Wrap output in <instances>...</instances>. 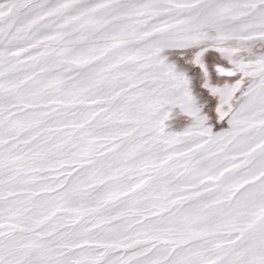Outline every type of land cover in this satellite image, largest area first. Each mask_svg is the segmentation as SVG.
Wrapping results in <instances>:
<instances>
[{
    "label": "bare ground",
    "instance_id": "1",
    "mask_svg": "<svg viewBox=\"0 0 264 264\" xmlns=\"http://www.w3.org/2000/svg\"><path fill=\"white\" fill-rule=\"evenodd\" d=\"M197 1L138 0L133 6H109L94 15L61 14L43 20L28 19L24 24L13 22L11 27L17 28L12 30L17 37L15 42L18 34L27 33L26 28H36L32 32L35 36L22 40L24 45L37 40L55 46L41 48L46 57L39 58L38 52L32 53L34 58L31 53L22 54L17 63L10 60L8 53L3 54L6 49H1L0 87L5 86L3 75L18 65L28 64L26 75L35 76L20 94L27 90L35 96L33 101L45 91L50 92L49 98L64 101L85 91L107 95L119 89L111 80L118 83V79L131 78L133 83L144 80L149 106L152 107V95L166 99L165 105L175 104L190 87L178 86L175 78L165 74L169 67L159 55L164 49L198 44L200 39L178 35L179 29L167 25L176 17L172 11L182 12ZM241 1L199 3L208 17L240 5ZM95 2L97 5L104 0ZM159 12L162 13L157 14V22L152 23L150 15ZM235 14L222 22L241 19ZM68 22L77 29L69 27ZM88 30L92 34H87ZM260 30L264 31V27L243 23L225 28L227 37H236L231 42L235 44L227 49L242 47L254 56ZM75 40L91 41L94 45L87 49L65 48ZM105 41L112 42L111 46ZM241 54H232V58ZM69 58L79 59L80 65L95 58L96 74H76L63 65V59ZM167 87L170 89L166 92ZM190 98L195 100L196 95ZM1 111L6 112L0 116V132L19 126L18 118L9 116L0 101ZM24 119L21 116L20 122ZM160 120L163 116L158 119L149 115L144 127L150 131L147 135L85 171L84 167L66 166L54 172L0 178V260L15 264L18 245L23 240H38L59 230L52 249L46 242L38 241L23 264H155L172 251H166L167 245L177 249L169 264H214L222 255L225 256L219 264H253L251 260L264 264V89L247 98L227 131L212 136L204 133L207 129L198 118L179 131L164 122L163 133L156 128ZM14 176L17 177L12 179ZM103 201L119 205L105 207L101 205ZM245 202L250 204L243 205ZM244 208L252 209L247 220L257 224V229L247 234L246 226L240 224ZM93 210L98 213L96 218L82 220V214ZM152 228L159 236L157 241L144 234ZM238 238L237 243L234 240ZM218 242H229L224 251L236 243L238 248L217 256L192 255L195 250ZM100 246H106L108 251L119 250L103 253Z\"/></svg>",
    "mask_w": 264,
    "mask_h": 264
},
{
    "label": "rangeland",
    "instance_id": "2",
    "mask_svg": "<svg viewBox=\"0 0 264 264\" xmlns=\"http://www.w3.org/2000/svg\"><path fill=\"white\" fill-rule=\"evenodd\" d=\"M95 1L97 0H0V28L4 30L0 31V43H2L0 50L6 49L3 54L8 53L10 60L17 63L22 54L31 53L33 56L32 53L38 52L39 58L46 57L41 53V48L55 46L47 41L41 43L37 40L24 45L22 40L35 36L32 32L36 28H26L27 33L21 36L18 34V42H15L17 37L12 34V30L17 28L11 27L10 24L13 22L24 24L28 19L43 20L46 17H58L61 14L94 15L102 8L109 9V6L130 7L138 3V0H104L96 5ZM220 1L211 0L216 3ZM199 2L201 0L179 13L172 11L176 17L171 18L167 23L168 26L179 29L178 35L186 34L200 39L198 44L174 50L164 49L162 55H159L165 58L164 65L169 67L165 70V74L175 78L179 83L178 86L190 87L182 92L181 100L175 104L165 105L166 99L152 95V107L149 106L150 95L147 87L144 86V80L133 83L131 78L118 79V83L111 80V83L119 89L118 92L113 91L107 95L85 91L70 101H64L49 98L50 92L45 91L37 101H33L35 96L27 90L24 94H20V90L35 76H27L25 73L30 65H18L3 75L5 86L0 87V101L2 106L6 107L7 112H10L9 116L18 118L19 126L10 131L7 129L0 132V164L2 165L0 178L18 174L54 172L66 166L84 167V171L89 166H98L111 159L115 153L130 145L135 139L147 135L150 131L144 127L149 115L158 119L163 116V120L158 123L159 127H156L158 132L162 133L166 129L164 122L170 125L172 130L179 131L196 118L207 129L204 133L208 136L227 131L232 125V117L247 101V98L264 89V31L260 30L257 35L258 40L253 47L256 53L252 56L247 49L242 47L227 49V46L235 44L231 42H235L236 37H227L228 35L223 30L235 23H243L250 27L257 26V28L264 27V0H242L240 5L226 8L223 13L208 17L204 16ZM236 12L235 16L241 19L222 22ZM161 13L150 15L151 22L156 23L159 17L157 14ZM246 18H250L248 23ZM68 25L72 29H77L70 23ZM88 32L86 33L92 34L91 31L88 30ZM60 35L66 36L64 33ZM105 43L110 44L109 47L112 44L110 41H105ZM93 45L94 42L91 41L77 42L75 40L73 44L65 45V48L87 49ZM13 47L16 48L10 49ZM239 52H242L239 58H232V54ZM151 57L154 59L153 56ZM63 60V65H67L66 67L76 74H86L88 71L91 77L96 74L93 73L95 58L90 59L88 61L90 63L86 65H80L79 59ZM46 70L45 68L43 71ZM169 89L170 87H167L166 92ZM195 95V100L190 98ZM163 101L164 103H161ZM54 107L59 109L54 110ZM4 112L6 111H1L0 116ZM21 116L25 119L20 122ZM110 204L116 207L119 202L103 201L101 205L108 207ZM244 211L245 216L240 220L243 221L240 224L246 226L245 230L248 231L245 234H247L257 229V224L247 220L252 215V209L246 211L244 208ZM218 215L221 216L220 213ZM97 216L98 213L95 210L81 215L84 221H91ZM250 223L253 224L249 226ZM59 232L55 230L38 240H23L18 245L15 264H23L29 258L30 252L39 244L38 241L46 242L48 248L52 249L54 247L52 243L56 241ZM156 233L157 231L152 228L146 230L144 234L157 241L159 236ZM239 240L240 238L234 241L238 243ZM237 243L225 251L236 249ZM228 245L229 242H218L203 249L199 248L192 255L217 256L225 252L223 248ZM167 247L166 251H172L167 256L157 259L155 264H169L172 252L177 249L169 245ZM100 250L103 253H117L119 249L108 251L106 246H100ZM224 256L218 257L214 264H219ZM244 261L248 262V259ZM251 263L261 262L251 260ZM0 264H10V262L0 260Z\"/></svg>",
    "mask_w": 264,
    "mask_h": 264
}]
</instances>
